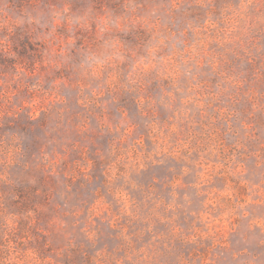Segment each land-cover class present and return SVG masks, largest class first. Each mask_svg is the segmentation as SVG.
I'll return each instance as SVG.
<instances>
[{"label": "rangeland", "instance_id": "1", "mask_svg": "<svg viewBox=\"0 0 264 264\" xmlns=\"http://www.w3.org/2000/svg\"><path fill=\"white\" fill-rule=\"evenodd\" d=\"M3 2L122 29L0 18V264H264V0Z\"/></svg>", "mask_w": 264, "mask_h": 264}, {"label": "clouds", "instance_id": "2", "mask_svg": "<svg viewBox=\"0 0 264 264\" xmlns=\"http://www.w3.org/2000/svg\"><path fill=\"white\" fill-rule=\"evenodd\" d=\"M0 18L10 30L25 24L40 23L42 20L48 24L59 25L68 23L70 26L81 25L86 21H94L98 24L101 34L122 29V17L113 12H105L97 17L92 8L85 9L82 13L73 14L67 6L63 8L49 7L47 9L34 10L32 13H11L8 3L0 0ZM155 19L159 23V14L153 10L146 15V22ZM163 43L161 39H155L145 49L146 55L139 61L141 65L152 66L158 48ZM125 59L119 39L110 37L103 42L98 52L85 56L84 67L94 75H99L101 69L113 62H121Z\"/></svg>", "mask_w": 264, "mask_h": 264}]
</instances>
